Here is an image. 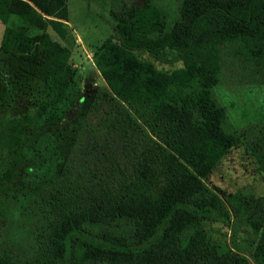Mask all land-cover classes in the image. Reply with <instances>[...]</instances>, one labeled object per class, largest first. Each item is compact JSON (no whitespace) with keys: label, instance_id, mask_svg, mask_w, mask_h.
<instances>
[{"label":"trees","instance_id":"trees-1","mask_svg":"<svg viewBox=\"0 0 264 264\" xmlns=\"http://www.w3.org/2000/svg\"><path fill=\"white\" fill-rule=\"evenodd\" d=\"M108 12L111 34L92 52L104 85L65 158L45 132L15 187L16 163L0 172V195L18 206L0 205V264H264V194L221 197L202 180L243 141L214 86L240 71L264 82V0H109ZM66 19L64 0H0V110L23 93L34 105L14 134L0 135V149L25 143L65 93L70 50L46 26L63 38ZM138 49L181 65L155 69ZM245 141L264 176V120ZM231 215L256 234L252 263L219 252L204 227Z\"/></svg>","mask_w":264,"mask_h":264},{"label":"rangeland","instance_id":"rangeland-1","mask_svg":"<svg viewBox=\"0 0 264 264\" xmlns=\"http://www.w3.org/2000/svg\"><path fill=\"white\" fill-rule=\"evenodd\" d=\"M64 1L67 8V19L64 20L66 35L63 38L59 37L49 26H46V30L52 39L69 48L68 64L72 78L62 98L41 114L32 132L26 135L25 143L19 148L13 141L3 143L0 149V172L11 163H16L13 181L10 184L13 187L16 186V176L29 163V147L36 136L47 132L54 141L58 156L65 158L92 92L104 85L93 64L92 52L112 31L113 19L108 12L109 0ZM8 22H13L14 27H19V23L15 22L12 15ZM4 25L0 21V37ZM39 30L31 25L24 27L26 33H35ZM135 53L142 59L150 61L158 70L169 71L181 65V61L172 60L170 54L167 55V60H160L141 49L135 50ZM234 61L239 63L237 60ZM229 66L233 68L234 64ZM236 70L239 72L238 68ZM243 75L244 72L240 71L231 75L230 80H223L214 86V94L225 109L228 124L240 134L241 138L243 137V141L230 147L211 171L202 178L204 183L221 197L225 192L237 189L264 194V176L245 141L254 134L257 126L264 120V82L247 81ZM33 106L29 96L23 93L11 106L0 110V135L8 138L11 133L14 134L24 122L22 115L31 112ZM50 112L56 114L59 119L57 122L44 124L42 119ZM0 200V205L7 211L17 210V202L14 199L0 195ZM204 227L217 243L219 252H238L251 262L250 253L256 234L247 224L231 215L225 222L206 221Z\"/></svg>","mask_w":264,"mask_h":264}]
</instances>
